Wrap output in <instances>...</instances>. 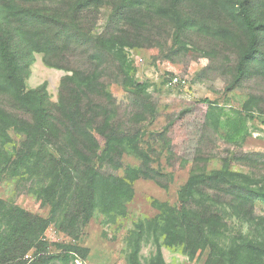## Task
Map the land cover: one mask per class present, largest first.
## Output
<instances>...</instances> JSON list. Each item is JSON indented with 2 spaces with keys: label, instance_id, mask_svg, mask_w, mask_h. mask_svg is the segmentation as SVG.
Masks as SVG:
<instances>
[{
  "label": "rangeland",
  "instance_id": "1",
  "mask_svg": "<svg viewBox=\"0 0 264 264\" xmlns=\"http://www.w3.org/2000/svg\"><path fill=\"white\" fill-rule=\"evenodd\" d=\"M4 1L43 16L45 25L26 23L34 39L59 42L57 49L32 53L26 89L44 84L56 102L61 78L71 69H98L113 100L109 115L114 128L135 135L142 153L125 152L119 165L105 163L102 169L122 175L128 164L145 161L157 172L154 179L132 182L123 215L96 211L77 239L49 224L43 235L48 252H57V244L73 245L68 264H128L127 238L134 225L155 215V202L175 204L178 189L193 171L227 166L264 186V32L236 81L246 43L236 0ZM251 2L252 15L264 25V0ZM100 35L120 36L126 44L123 66L95 43ZM172 76L184 83L169 84ZM0 198L49 216V207L15 178L0 181ZM253 209L255 222L240 225L234 219L235 230H264V199L257 198ZM148 238L141 242L140 264H152L155 256L154 237ZM161 253L163 264H205L207 257L205 249L190 253L165 244Z\"/></svg>",
  "mask_w": 264,
  "mask_h": 264
},
{
  "label": "trees",
  "instance_id": "2",
  "mask_svg": "<svg viewBox=\"0 0 264 264\" xmlns=\"http://www.w3.org/2000/svg\"><path fill=\"white\" fill-rule=\"evenodd\" d=\"M251 4V0L234 4L246 36L236 81L264 32ZM14 6L0 0V181L15 178L26 184L27 191L49 207V216L29 213L0 198V264H68L76 248L57 244V252H48L43 235L49 224L77 239L96 211L123 215L132 182L154 179L156 171L145 161L128 164L122 175L102 169L105 163L119 165L125 152L142 153L135 135L114 128L109 115L113 100L98 69H71L61 78L56 102L50 101L44 84L26 89L32 53L50 46L57 49L59 42L34 39L26 23L45 25L43 16ZM95 43L123 66L126 44L120 36L100 35ZM259 182L227 166L191 172L178 189L175 204L155 202V215L134 225L127 238L128 264H140L141 242L150 234L155 245L152 264H163V244L182 246L190 253L205 249V264H264V230L233 228L234 219L240 225L255 222L254 201L264 199Z\"/></svg>",
  "mask_w": 264,
  "mask_h": 264
},
{
  "label": "built area",
  "instance_id": "3",
  "mask_svg": "<svg viewBox=\"0 0 264 264\" xmlns=\"http://www.w3.org/2000/svg\"><path fill=\"white\" fill-rule=\"evenodd\" d=\"M168 82L169 84H182L184 83V80L177 76H172Z\"/></svg>",
  "mask_w": 264,
  "mask_h": 264
}]
</instances>
